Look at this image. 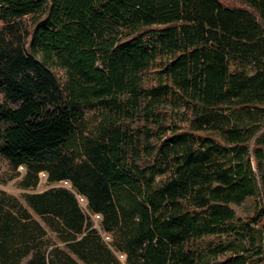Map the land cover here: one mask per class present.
I'll return each instance as SVG.
<instances>
[{"label": "trees", "instance_id": "16d2710c", "mask_svg": "<svg viewBox=\"0 0 264 264\" xmlns=\"http://www.w3.org/2000/svg\"><path fill=\"white\" fill-rule=\"evenodd\" d=\"M21 17L0 157L101 220L0 188V264H264V0H0Z\"/></svg>", "mask_w": 264, "mask_h": 264}, {"label": "rangeland", "instance_id": "374dc122", "mask_svg": "<svg viewBox=\"0 0 264 264\" xmlns=\"http://www.w3.org/2000/svg\"><path fill=\"white\" fill-rule=\"evenodd\" d=\"M30 40V25L27 17H21L13 22L0 21V55L14 51L15 48H22L24 51L29 50ZM54 73L58 79L64 78V71L59 68H53ZM0 102H8L4 91L0 90ZM87 118L94 121L96 118V110L87 109ZM262 130H264V121H262ZM26 169L24 165L14 166L10 160L0 157V188L5 189L9 193L21 196L22 193L43 191L51 187H65L73 191L79 202L81 209L89 215L93 225L99 228L101 215L93 213L88 210L87 199L81 194L77 193L70 181L60 180L56 182H48L47 174L43 171L39 173L40 181L36 188H23L20 185V180L23 177ZM232 208L237 216L243 217L252 212L253 200L248 198L243 203L232 204ZM104 237L109 239V233L101 229ZM124 260V255L119 254Z\"/></svg>", "mask_w": 264, "mask_h": 264}]
</instances>
